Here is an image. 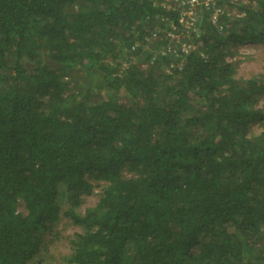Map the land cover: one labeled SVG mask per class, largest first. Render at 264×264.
Masks as SVG:
<instances>
[{
  "label": "trees",
  "instance_id": "16d2710c",
  "mask_svg": "<svg viewBox=\"0 0 264 264\" xmlns=\"http://www.w3.org/2000/svg\"><path fill=\"white\" fill-rule=\"evenodd\" d=\"M159 2L0 0V264H47L63 219L59 264H264V76L226 46L264 49V0L204 11L179 59Z\"/></svg>",
  "mask_w": 264,
  "mask_h": 264
},
{
  "label": "rangeland",
  "instance_id": "374dc122",
  "mask_svg": "<svg viewBox=\"0 0 264 264\" xmlns=\"http://www.w3.org/2000/svg\"><path fill=\"white\" fill-rule=\"evenodd\" d=\"M170 1L172 0H160L159 4L161 7H170ZM233 3H230L228 0H224L222 5L231 15H241L242 12L239 11L238 7L232 6L235 4L236 0H231ZM247 2V0H245ZM254 3V2H253ZM212 16V15H211ZM209 20H211L209 18ZM164 31V30H163ZM188 40H192V35L185 34V39H181L182 43L187 42ZM163 42L166 43L163 38ZM162 44L157 51H155V55H160V51L162 48L164 49L166 46ZM174 47L177 46V43L173 44ZM226 46L229 48V54L227 59L230 62L236 63L237 80L244 81L252 78H260L264 76V49L260 45H256L254 43H245V44H233L227 42ZM149 49V47H148ZM136 63L141 65L143 68H147L149 65L144 63L143 61H139L134 59ZM177 63V62H176ZM175 63V64H176ZM76 74H72V78L75 79ZM103 94V93H102ZM258 107L264 108V95L260 97L257 102ZM257 125H255V130ZM102 189L100 187L96 188L95 194L91 196H87L84 198V202L82 204L81 210L84 212L86 209L93 207L97 204L99 200V194ZM23 208L20 207L19 211L21 212ZM81 229L71 224L68 220L63 219L59 223L55 225L50 232L46 233L44 236V250L42 251V256H44V260L47 264H59L61 260L70 253V240L74 237L75 234L80 233Z\"/></svg>",
  "mask_w": 264,
  "mask_h": 264
},
{
  "label": "built area",
  "instance_id": "2783aa9c",
  "mask_svg": "<svg viewBox=\"0 0 264 264\" xmlns=\"http://www.w3.org/2000/svg\"><path fill=\"white\" fill-rule=\"evenodd\" d=\"M223 1L224 0L170 1V7L167 9L179 12L180 18L177 24L168 18H162V22L166 23V28L163 29L164 31H162V33L157 30L152 35V39L159 40V43H163V38L166 41L163 46H167L164 49L162 48L160 55L179 59L180 54L188 55L196 50L197 46L193 40L182 43L181 39H185V34L192 35L197 32L204 11L209 13L210 21L214 25L217 24L221 16L224 14L229 15L228 11L222 5ZM174 43H177L176 47H174ZM175 65V63H171L170 68L176 67Z\"/></svg>",
  "mask_w": 264,
  "mask_h": 264
}]
</instances>
